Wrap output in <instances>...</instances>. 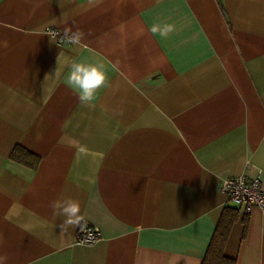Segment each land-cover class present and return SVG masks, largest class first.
<instances>
[{
	"label": "crops",
	"instance_id": "0c3cea01",
	"mask_svg": "<svg viewBox=\"0 0 264 264\" xmlns=\"http://www.w3.org/2000/svg\"><path fill=\"white\" fill-rule=\"evenodd\" d=\"M72 60L104 66L89 104ZM17 146L37 168L11 159ZM260 170L264 189V0H0L6 264H202L226 207L240 217L225 254L264 264V211L220 189ZM66 198L97 242L62 231L52 204Z\"/></svg>",
	"mask_w": 264,
	"mask_h": 264
},
{
	"label": "clouds",
	"instance_id": "9594fccd",
	"mask_svg": "<svg viewBox=\"0 0 264 264\" xmlns=\"http://www.w3.org/2000/svg\"><path fill=\"white\" fill-rule=\"evenodd\" d=\"M169 29L168 31H170ZM153 31H156L154 28ZM168 32H161L162 36H167ZM84 33L80 30L71 33H65V40L74 46H81ZM3 46H7V42H3ZM65 67L68 69L67 82L69 86L78 93L82 103L89 104L93 101L97 90L104 87L107 83V75L102 64H87L72 60L66 62ZM55 74L61 75L60 69L57 67ZM46 78V77H45ZM54 215L64 217L60 227L62 231H66L67 227L79 228L83 231V225L86 223L78 202L66 198L63 200H55L52 204ZM90 238V234H88ZM7 256H0V264H6Z\"/></svg>",
	"mask_w": 264,
	"mask_h": 264
},
{
	"label": "built area",
	"instance_id": "2783aa9c",
	"mask_svg": "<svg viewBox=\"0 0 264 264\" xmlns=\"http://www.w3.org/2000/svg\"><path fill=\"white\" fill-rule=\"evenodd\" d=\"M50 32L60 44L67 42L65 34L58 29H50ZM220 189L226 195L228 201L239 205L243 214L252 213L255 207H259L264 211V189L262 187L261 170L252 178L246 174L227 177L223 180ZM88 234H90V238ZM100 238L101 231L99 228L84 224L83 231L78 229L75 240L78 244L89 245L97 242Z\"/></svg>",
	"mask_w": 264,
	"mask_h": 264
},
{
	"label": "trees",
	"instance_id": "16d2710c",
	"mask_svg": "<svg viewBox=\"0 0 264 264\" xmlns=\"http://www.w3.org/2000/svg\"><path fill=\"white\" fill-rule=\"evenodd\" d=\"M11 159L37 168L40 157L22 146H17L11 154ZM240 213L235 207H226L216 227L208 251L202 264H237L236 258L225 254V247L228 242L231 230L239 219Z\"/></svg>",
	"mask_w": 264,
	"mask_h": 264
}]
</instances>
